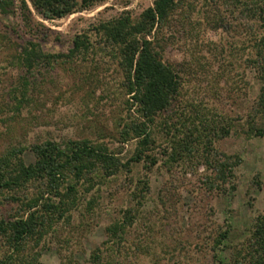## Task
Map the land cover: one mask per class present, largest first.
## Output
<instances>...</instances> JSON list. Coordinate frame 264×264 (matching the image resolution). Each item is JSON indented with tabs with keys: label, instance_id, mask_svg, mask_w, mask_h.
I'll return each mask as SVG.
<instances>
[{
	"label": "rangeland",
	"instance_id": "374dc122",
	"mask_svg": "<svg viewBox=\"0 0 264 264\" xmlns=\"http://www.w3.org/2000/svg\"><path fill=\"white\" fill-rule=\"evenodd\" d=\"M152 2L100 0L56 20L31 9L44 26L34 40L53 59L30 75L14 64V47H8L31 38L19 11L0 16V155L47 141H85L104 147L122 166L114 175L95 170L79 181L66 172L58 190L73 187L69 218L53 216L26 245L25 255L39 254V264H93L98 253L97 264H252L248 243L264 212V112L252 63L264 36L258 9L264 2L176 0L168 25L151 40L177 74L179 94L149 126L152 142L135 162L140 138L128 127L142 119L128 103L119 60L95 27L122 13L137 19ZM77 36L87 39L88 54L71 57ZM26 76L30 84L18 110L17 90ZM22 159L34 161L29 150ZM44 187L31 182L5 194L0 221L18 212L17 197L41 195L39 209L46 199L57 204ZM126 218L124 241L111 243L107 230ZM221 234L226 238L217 244ZM5 245L0 235V255Z\"/></svg>",
	"mask_w": 264,
	"mask_h": 264
},
{
	"label": "trees",
	"instance_id": "16d2710c",
	"mask_svg": "<svg viewBox=\"0 0 264 264\" xmlns=\"http://www.w3.org/2000/svg\"><path fill=\"white\" fill-rule=\"evenodd\" d=\"M98 1L100 0H19L16 6L15 0H0V16H11L18 10L22 27L31 37L16 43L11 42L6 35L5 38L11 42L8 47H14L11 55L14 64L20 67L24 75H30L38 66L49 64L50 59H53L49 54H45L40 43L34 40L39 37L38 34L44 26L34 19L31 9L44 20H56L81 12ZM255 1L257 5L264 2ZM176 5V0H153L152 6L144 9L137 19H133L129 13H122L119 17L95 27L105 47L111 49L112 54L119 60L124 78L123 86L131 100L128 103L136 106V113L142 119V122H132L128 127L134 137L140 138L138 144L141 147L131 161L139 162L142 159L143 152L152 142L149 126L153 125L160 113L167 112L172 107L179 94L180 82L177 74L159 59L151 40L153 33L155 35L168 25ZM258 9L264 14L263 8ZM10 31L18 36L17 28L10 27ZM88 45L85 36H77L70 50L71 57L82 55L84 52L87 55ZM257 48L258 52L252 63L261 82L258 109L264 112V36L259 40ZM27 76L22 77L17 90V96L20 97L16 98L18 110L26 99L30 84ZM126 134L129 136V133ZM25 150L32 153L33 163L27 164L23 161ZM121 167L119 160L107 154L104 147L93 146L85 141H70L66 146L47 141L23 149H7L0 155V199L7 193L17 194V191L26 188L31 182H40L45 185L44 193L52 195L58 202L56 204L46 199L48 202L43 203L39 209L38 201L41 195L36 198L17 197L13 200L19 207L18 212L6 221H0V235L4 237L5 246L8 248V251L0 255V264H39V254L25 255L26 245L29 239L40 235L45 222L51 221L53 216L58 215V219L69 218L67 213L74 204L71 199L73 187L68 186L63 194L58 190L66 172H72L79 181L81 177L85 178L95 170L114 175ZM225 167L223 164L221 169ZM228 176L232 177L231 170ZM222 178L225 182L223 172ZM127 220L128 218L107 230L111 243L120 245L124 241ZM225 235L221 234L217 244L222 243ZM248 244L254 253L250 258L252 264H264V212L256 217ZM100 256L99 253L95 255L93 264L98 263Z\"/></svg>",
	"mask_w": 264,
	"mask_h": 264
}]
</instances>
